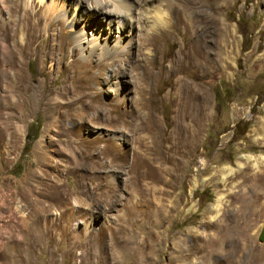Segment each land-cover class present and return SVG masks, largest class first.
I'll use <instances>...</instances> for the list:
<instances>
[{
    "label": "rangeland",
    "instance_id": "1",
    "mask_svg": "<svg viewBox=\"0 0 264 264\" xmlns=\"http://www.w3.org/2000/svg\"><path fill=\"white\" fill-rule=\"evenodd\" d=\"M39 1L33 4L40 9ZM177 1H164L170 22L177 18ZM81 4L43 0L42 10L51 7L53 17L64 13L72 35L84 33L85 41L93 33L103 35L110 22L85 26ZM148 5L136 3L133 23L125 15L130 35L134 22L145 23L151 13ZM28 7L32 0H0V70L13 61L15 73L11 80L0 74V264H264V241L258 238L264 225V0H199L188 10L189 19L198 14L197 32L208 47L216 49L222 24L231 30L227 67L208 84L206 115L179 104L181 87L200 78L183 64L194 29L177 24L148 34L139 26L132 42L124 37L118 44L124 59L98 70L108 80L94 88L102 92V109L90 111L96 120L80 132L55 100L70 83L65 79L75 63L101 58L103 50L99 46L86 55L75 53V44L63 48L59 15L50 34L32 44V31L15 25ZM79 14L82 21L76 22ZM116 67L132 78L117 75ZM144 73L139 89L132 80ZM8 92L16 95L15 110L3 101ZM119 104L122 117L114 108ZM123 117L128 127L118 124ZM200 119V135L185 145L181 128L197 129ZM36 121L38 137L27 142L28 127ZM171 145H179L178 153ZM111 151L128 154L125 167L109 165ZM140 152L147 158H140L141 165L135 159ZM145 166L156 176L133 181ZM160 203L171 210L159 214ZM226 223L227 241L205 243L217 224ZM204 243L206 250H199Z\"/></svg>",
    "mask_w": 264,
    "mask_h": 264
},
{
    "label": "bare ground",
    "instance_id": "2",
    "mask_svg": "<svg viewBox=\"0 0 264 264\" xmlns=\"http://www.w3.org/2000/svg\"><path fill=\"white\" fill-rule=\"evenodd\" d=\"M138 1H140V0H124V1L123 0H92V2L90 3L89 0H81L82 4L80 6V12H81V14H82V12H84L88 15V18H85L83 15L81 16L85 19V22H84L85 26H87V27H88V25L93 26L96 21H98L101 24H103L104 22H105L104 24H106L107 22H110V25H109L110 28L108 30L106 29L104 31L103 35L98 36V35H96V33L95 34L93 33L92 36L90 37V39H88L87 41H85V38L87 36H85L84 33H80L78 35V37L72 35V33L69 29V23L64 20L65 19L64 13H62V12L56 13L55 16L53 17L52 14L55 13V11L52 10L51 7L48 10L43 11L42 10V7L44 6L43 0L39 1L41 3L40 9L37 8L36 5L33 4V0H32V8L28 7L26 9L25 14L17 15V17L15 18V25H19V23L21 22V24H23L22 25L23 29H27L28 31H32V44L36 40L39 39L40 35L43 36V34H45V35H48L47 33L50 34L51 30L57 25L56 23H54V19L57 17V15H59L60 19L58 20V23L61 25V28H62V34H60V35H61V45L64 46L63 48H66L69 45L75 44L76 45L75 49H74L75 53L78 54V53L86 50L85 51L86 55L87 54L91 55L99 46L101 47V48L100 47L99 48L103 50L100 53L101 58H98L96 60L90 59V60H86L84 62H78L77 61L75 63L73 70L65 79V81H70V83L64 86V88L58 93L59 98L57 99V101L55 100L57 105H59L61 108H63V111L65 114H67L66 116L68 117L69 121H72L75 124V127L77 129L79 128V130H78L79 132L82 130V128L84 126L88 125L89 121L95 122L96 119L94 117H90V111H92L93 109H97V110L102 109L103 104L98 101V99L99 100L101 99L102 92H100V93L95 92L94 88H95L96 84H100L103 81L108 83V80L102 79L98 70L102 69V68L110 69L109 64H112V66H113L114 64H116V62L120 58L122 60L124 59L125 55L124 56L122 55L123 51H119L118 44H120V42L125 40L124 37H129L128 42H132V38L134 37V34L136 33L135 30L138 29L139 26L144 27L143 30L145 32H147L148 34H150V32L152 30L158 28L159 26L165 28V31L167 32L168 28L171 29L172 26H175L177 24H185L188 26V28L194 29V31H193L194 40L192 41V43H189V48L184 50L185 58L183 59V64L186 65L187 67H191L190 70H192V69H194L195 71L198 70L197 73H198L200 78H199L197 84H195L193 82H188L187 85L181 87L183 89L179 92V104H183V106H185L186 110L191 109L193 112H195V109H196V111L201 116L206 115V113L209 109L208 98L210 96V89L208 87V84L213 81L214 77L216 76V74L219 70H224L227 67V64H228L227 59H228V54H229V50H230V48H228V47H229V44L232 43V40H230V37H231L230 28L224 24H222L220 26L219 30L221 32L222 37L216 44V49H217L216 50L211 46L208 47L207 44L205 45V41L202 40L203 37H201L200 34L198 35V32H197L198 31V29H197V22H198L197 16H198V14L193 19L192 18L189 19L187 16L188 10L190 8L191 9L195 8L194 6L196 5V3L199 2V0H179V1L175 2L176 8H177V18H176L175 22L174 21L170 22V20H172L171 19L172 15L168 14L167 10L164 7V1L165 0H141V1L146 2V3L150 2L151 5H148V7H146V10H149L151 13L149 15L145 14L144 19H143L145 23H141V25H139V24H136L134 22V24L131 28V31H133V33L130 35L128 33V28H127L129 23L125 21V18H126L125 15L129 16L131 23H133V19L135 18L134 10L137 9L136 3ZM87 4H90V6H88ZM168 6L169 7L173 6V3L169 2ZM18 8H19V6H18ZM31 9H32V11H31ZM13 10L10 12H13ZM17 11L20 12V10H17ZM88 12H89V14H88ZM99 15H102L103 17L101 18ZM81 17L79 14V18L76 20V22L82 21ZM217 24H219V23H217ZM114 25H116L115 30H113ZM114 32H118L119 35L118 36L114 35ZM49 37H50V35H49ZM23 38H24V36H23ZM84 41L89 43L90 46H88V48H85V46H84L85 42ZM112 41H117V42L112 45L111 44ZM140 45H149V43H143ZM120 47H122L123 50L126 49L124 46H120ZM135 47H136V45H135ZM12 48L13 47H9V49H7L10 54H12V50H11ZM114 48H115V50H112ZM14 50H15V47H14ZM127 53L130 54L129 49L126 50V54ZM109 60H112V61L110 62ZM12 67H13V61L11 62V64H10V62L9 63L6 62L5 64H2V69L0 70V74L4 75L5 78H7L8 80L13 79L15 73H14V71H12L10 69ZM105 67H107V68H105ZM146 67L148 69H153V68H150L149 66H146ZM172 67H173L174 71H178V69L181 68V67H179V64H177V63H174V65H172ZM8 69H10V70H8ZM112 70L115 71V73L117 75L118 74H125L127 76H131V78H132V75H130V71L127 70L126 68L116 67V68H113ZM101 71L102 70H100V72ZM145 79H146V73L141 74L138 77H135L132 80V83H136L135 85L137 86V88L142 89V87L144 86L143 81H145ZM206 79H208V80H206ZM140 93H139V95H140ZM3 101H5L7 103V105L12 110H15L16 105L18 103L16 95L14 92L6 93V95L3 98ZM97 103H99V104H97ZM114 106H115L114 107L115 109H118L119 115L121 117L123 115H125V110L123 108V104L114 105ZM84 110H86V111H84ZM111 120L113 121V119H111ZM112 121L107 120V123L112 122ZM143 121L144 120H142L138 124V126H143L146 122V121H144V122ZM127 122L130 123L128 120H126L124 118V121L121 122V124L120 123H118V124L121 126L123 125L124 127L125 126L128 127L126 125ZM197 127H198L197 129H194L189 124L183 125L180 132H181L182 136L185 133V137L183 138L185 145L189 144L190 142H193V139L195 138V136L197 137V135H200L201 130H202V119H200V123L198 124ZM78 131H77V133H78ZM80 140H81V143H83V142H85L86 138L80 139ZM112 140H113V138H112ZM142 140L144 142V139H142ZM143 144H145V143H143ZM109 145H111V144H109ZM109 148L108 147L104 148V151L106 152V154H108V152L110 151ZM178 148H179V145L172 146L171 149L174 153H178L177 152ZM113 153L114 152L111 151V154H110L111 158L109 157L110 158V161H109L110 166H111L110 163H113V165L117 164L119 167H123L125 163L129 162L128 154L120 155L118 153L117 154H113ZM104 156L106 157L107 155H104ZM136 158H138V160H136V161L139 162V165H141V161H140L141 159H147L146 155L142 154L141 152H140L139 156H135V159ZM100 160H101V162L99 164V167L102 168L105 159L104 160L100 159ZM115 160H119L120 162L115 163ZM138 168L140 169V167H138ZM148 176L155 177L156 172L153 169L146 168V166H145V169L143 170V172H140L138 176H134L131 178L133 179V181H137V183H141L142 180ZM126 182L128 185L132 183V182H130V179L127 180ZM145 186H146V184H145ZM108 188H109L108 191H110L111 194H113L114 188L113 187H108ZM140 188H138V190L141 191L142 188L141 189ZM257 197H259V196H257ZM99 200H101V199H99ZM157 210L160 214L161 212L164 213L165 211H168L171 209H170V205L160 203V205L158 204ZM134 226H132L133 232H135L137 229ZM144 226H145V224H144ZM230 229H231V227L228 223L217 224L215 227V232L212 233L211 236H209V234H208V236H205V238H206L205 243L211 242V244H214L217 241H219L221 238L227 237L228 236L227 232L230 231ZM236 231H237V229H236ZM239 231H241V230H239ZM228 237H230V234ZM201 239H202V237H201ZM225 239L227 241L228 238H225ZM130 242L133 243L134 240H131ZM205 243L203 245H201L200 247H198L199 250H202V251L206 250L207 246ZM240 243H242V242H240ZM216 248H214V249H216ZM244 249H246V248H244ZM259 254H261V253H259ZM205 255H208V254H205ZM171 264H174V263H171Z\"/></svg>",
    "mask_w": 264,
    "mask_h": 264
},
{
    "label": "trees",
    "instance_id": "3",
    "mask_svg": "<svg viewBox=\"0 0 264 264\" xmlns=\"http://www.w3.org/2000/svg\"><path fill=\"white\" fill-rule=\"evenodd\" d=\"M40 129V123L36 122H32L27 130L26 133V141L27 142H32L34 141L37 137H38V132Z\"/></svg>",
    "mask_w": 264,
    "mask_h": 264
},
{
    "label": "water",
    "instance_id": "4",
    "mask_svg": "<svg viewBox=\"0 0 264 264\" xmlns=\"http://www.w3.org/2000/svg\"><path fill=\"white\" fill-rule=\"evenodd\" d=\"M258 238L260 241H264V225L260 229V232L258 234Z\"/></svg>",
    "mask_w": 264,
    "mask_h": 264
}]
</instances>
